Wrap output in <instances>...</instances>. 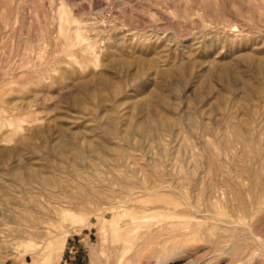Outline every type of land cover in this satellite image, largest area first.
<instances>
[{"label": "rangeland", "instance_id": "1", "mask_svg": "<svg viewBox=\"0 0 264 264\" xmlns=\"http://www.w3.org/2000/svg\"><path fill=\"white\" fill-rule=\"evenodd\" d=\"M0 264H264V0H0Z\"/></svg>", "mask_w": 264, "mask_h": 264}]
</instances>
